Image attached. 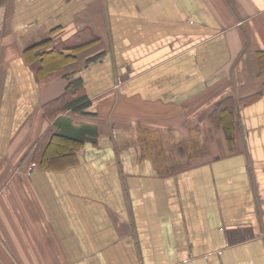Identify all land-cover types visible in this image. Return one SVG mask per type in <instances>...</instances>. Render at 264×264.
<instances>
[{
  "label": "crops",
  "instance_id": "0c3cea01",
  "mask_svg": "<svg viewBox=\"0 0 264 264\" xmlns=\"http://www.w3.org/2000/svg\"><path fill=\"white\" fill-rule=\"evenodd\" d=\"M0 264H264V0H0Z\"/></svg>",
  "mask_w": 264,
  "mask_h": 264
},
{
  "label": "trees",
  "instance_id": "16d2710c",
  "mask_svg": "<svg viewBox=\"0 0 264 264\" xmlns=\"http://www.w3.org/2000/svg\"><path fill=\"white\" fill-rule=\"evenodd\" d=\"M76 42H71V44H69L70 46H68L66 49H70L72 51H76V49L78 50L79 48L83 47V46H87L88 44H91L92 42H96L95 40L92 41H85L82 42V39H80V37L76 38L75 40ZM53 43L52 39H49L47 41H43L41 43L38 44H34L32 46H30L27 50H26V54L28 56L34 55L36 57L37 62H41L42 65L43 63H45V55L46 53H52V52H57L60 51V49H62L60 46H58L57 44H54V47H50V44ZM60 43V42H58ZM62 44V43H61ZM49 48V51H47ZM72 55V54H71ZM70 57H74V56H70ZM71 59V58H70ZM78 82L77 80H75V84L70 83L66 92L60 96L58 98L59 102H61L63 104V107H67V106H72V107H77L78 104H81L84 99L85 96L82 95L81 93L79 94V88H78V84L76 83ZM87 104V103H86ZM61 137H63L64 139H79V137L77 135L75 136H71L69 134H65V133H58Z\"/></svg>",
  "mask_w": 264,
  "mask_h": 264
}]
</instances>
